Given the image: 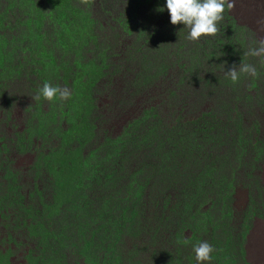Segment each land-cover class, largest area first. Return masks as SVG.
Returning <instances> with one entry per match:
<instances>
[{
    "label": "rangeland",
    "instance_id": "1",
    "mask_svg": "<svg viewBox=\"0 0 264 264\" xmlns=\"http://www.w3.org/2000/svg\"><path fill=\"white\" fill-rule=\"evenodd\" d=\"M164 3L0 0V264H197L201 241L213 247L203 264H264V65L249 54L264 39V0L226 3L217 32L196 40L157 10ZM125 27L145 52L156 38L171 53L166 87L192 73L178 93L200 91L198 108L173 121L162 111L152 130L150 117L133 119L145 103L105 127L102 93L108 68L126 59ZM45 83L72 95L48 100ZM148 88L136 97L167 101L168 89ZM175 127L191 131V159L157 142ZM143 141L157 155L139 171Z\"/></svg>",
    "mask_w": 264,
    "mask_h": 264
},
{
    "label": "trees",
    "instance_id": "2",
    "mask_svg": "<svg viewBox=\"0 0 264 264\" xmlns=\"http://www.w3.org/2000/svg\"><path fill=\"white\" fill-rule=\"evenodd\" d=\"M131 32L132 31L128 29V27H125L124 30H119L118 40L120 41V51H123L125 53L126 59H124L123 65H119V63H121L123 60H118L114 61L108 68V87L105 89V91L103 90L102 93L103 98L105 97V100L102 104L104 113L101 116L104 117L102 121L105 122V127L107 126V124H113L109 126H115L117 123H122L126 120H129L136 112V110H138L139 107H143V104L145 103H148L147 108L142 112V114H139L137 111L136 113L139 114V116L133 117V119L136 122L140 119V117H142V119L144 117H150V119H147L146 122L147 126L152 130H154V126H157V122L151 123V120H158V117L163 118L164 116L162 111L166 112L169 117L171 116L173 121V117L175 119L180 118L181 116L179 114H182L185 109L192 107L198 108V106H200V91L196 90L195 94L190 96L186 94V99H181L178 93V89L181 85H183L184 88L188 87V83H186V80L193 77L192 73H189L187 70L179 75H174L175 80H178L175 87H166V85L169 84L170 79L166 80L165 83H161L167 78V76H169L163 73L162 70L165 68L166 62L171 57H169V54L171 55V53H169V51L165 47L158 46L160 44L158 43L159 40L156 38L155 44L157 46H152L149 51L147 50V52H145L143 46L148 41L143 40V37L141 36L136 38L130 37ZM175 53L181 55L180 53H178V51ZM185 72H188V74L186 75ZM158 84L160 85L158 86ZM148 86L153 87V89L155 90L158 88H161L162 90V87L168 89V92L166 93L167 101H163L164 103L155 101L150 102L151 99L149 98L143 99L136 97V93L138 91L143 92L146 89H149ZM190 92H193V90H190ZM193 97L194 100H192ZM227 99L232 103L231 97H227ZM233 102L238 104L240 100H235ZM239 104L242 105V101ZM161 105H164V108H162ZM222 107L224 106H218V109L224 110V108ZM131 110L135 112L133 114H130V117L128 119V113ZM150 111H153L154 113L151 114L149 113ZM259 116L264 117V111L260 112ZM126 126L127 124L125 125V127ZM173 127H171L169 130H171ZM176 128L178 127L174 128V130L172 131V136L169 135L170 133L166 134L165 132V134H163L159 138V140H157V142H163V147H166L167 140H173L178 143L177 149L181 148V150L178 152V155L183 156L185 154L183 158L191 159V157L194 156V154L192 153L193 147L190 140L191 131H184V133H180L176 131ZM146 138L148 137L146 136ZM142 143L145 147L143 151L148 152L146 160L144 159V152L140 153V155L133 153V158L138 155V161L143 162L139 164V171H141V169L143 168L147 169L148 165L154 163L155 161L152 160V157L154 155H157L151 143L146 141H143ZM151 152L154 154H150ZM195 158H197L196 155ZM128 160L129 157H127L126 161ZM134 160V162L138 164L137 160ZM163 162L164 160L161 161V163ZM156 168L159 174L162 172V174H160L162 177L160 183L163 185V180H166V176L164 172L161 171L158 167L157 161ZM195 180L200 181L199 177H197V179L195 178ZM199 192L200 189L197 188V194ZM183 197H188L190 202L193 201H191L190 197L185 194H183Z\"/></svg>",
    "mask_w": 264,
    "mask_h": 264
},
{
    "label": "clouds",
    "instance_id": "3",
    "mask_svg": "<svg viewBox=\"0 0 264 264\" xmlns=\"http://www.w3.org/2000/svg\"><path fill=\"white\" fill-rule=\"evenodd\" d=\"M226 3L228 8L234 6L233 0H165L164 5L157 10L163 11L166 8L171 24L183 22L190 29L188 38L196 40L201 35H211L217 32V22L223 18L222 13ZM258 44L259 47L249 48V54L260 57V63L264 65V39L259 40ZM240 71L252 77L258 75L257 68L251 64H244ZM228 77L235 83L240 75L232 71ZM40 95L48 100L58 95L61 100H65L72 93L67 87L61 89L45 83L40 89ZM194 252L197 264H203L211 260L210 254L213 252V247L207 241H201L198 245H194Z\"/></svg>",
    "mask_w": 264,
    "mask_h": 264
}]
</instances>
